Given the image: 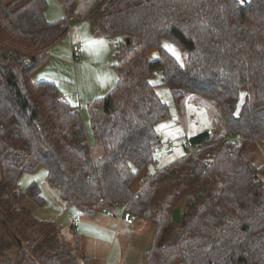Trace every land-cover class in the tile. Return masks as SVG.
I'll return each mask as SVG.
<instances>
[{
	"label": "trees",
	"instance_id": "obj_1",
	"mask_svg": "<svg viewBox=\"0 0 264 264\" xmlns=\"http://www.w3.org/2000/svg\"><path fill=\"white\" fill-rule=\"evenodd\" d=\"M73 3L62 4L65 17L49 21L46 0H0V264H90L75 229L68 245L53 220L22 205L25 197L45 202L34 181L18 190L19 176L39 167L66 208L92 218L124 206L151 223L143 264H264V162L244 154L247 145H264V0H101L88 18L103 36L129 42L113 55L115 85L88 105L102 148L97 160L78 108L54 83L32 79L68 34ZM162 40L184 51L185 61L164 50ZM152 49L159 57L150 61ZM157 70L161 78L151 83ZM158 85L174 98L208 99L222 128L193 136L196 150L151 172L162 144L155 124L169 116ZM229 134L238 140L225 139ZM16 226L36 236L24 240Z\"/></svg>",
	"mask_w": 264,
	"mask_h": 264
},
{
	"label": "rangeland",
	"instance_id": "obj_2",
	"mask_svg": "<svg viewBox=\"0 0 264 264\" xmlns=\"http://www.w3.org/2000/svg\"><path fill=\"white\" fill-rule=\"evenodd\" d=\"M94 1L74 0V7H72L71 13L72 20L67 23L65 19V25L69 27L68 34L54 46V53L57 57L54 55L50 57L49 55L46 62L36 70V75L32 79L46 80L54 83L60 96L69 97L68 93H71V98H73L72 105L78 108L83 117L88 144L91 149V157L97 160L102 156V148L100 140L90 130L88 105L94 99L103 96L115 85L117 75L113 67L114 60L112 55L118 49L119 43L126 42L128 38H125L123 35L112 37L103 36L100 27L88 18L90 14L84 17L88 4L90 6ZM58 8L54 0H46L44 13L48 18H57L53 16L56 15ZM59 15L60 17H65L62 5H60ZM72 41L78 45L80 51L76 55L81 58L80 61H75L74 65L72 63L73 56L70 55ZM161 47L170 53L179 63L185 61L186 53L175 44L162 40ZM84 51L86 58H84ZM158 57L159 49L147 51L148 60L152 61ZM68 60H71L72 64H68ZM160 78L161 72L157 70L149 81L151 83H158ZM155 89L160 100L165 102L169 108V116L155 124L157 133L163 139L170 138L177 145H181L203 131L213 134L221 130L222 117L217 107L208 99L192 93H186L178 98H174L171 90L165 85H158ZM245 95V91L240 92L237 104L238 109L242 105ZM182 153L183 149L180 146L176 151H171L163 143L160 150L158 149L155 153V158L158 163L151 165L150 171L153 172L155 168L162 167L164 162L174 160ZM244 154L246 156L250 155L253 158V162L256 165H260L264 162V145L260 142L253 146L247 145ZM163 160L165 161L162 162ZM33 181L40 186L41 194L44 196L45 202L42 206H38L29 198L25 197L22 200V205L30 210L36 218L53 220L59 228L63 242L68 245L71 244L73 242L71 240L72 228L75 229V232L81 230L85 223L84 216L71 206L66 208L65 203L59 198L56 188L48 184L46 170L43 167L37 168L32 173L23 172L18 178V190H23ZM112 211H109V214H101L111 218L113 221L108 236H104L111 243L109 254L113 249L111 259L115 256L116 251L122 248L125 253L122 264H142L146 248L143 250V255L137 252L138 248L142 249L149 244V238L153 229L152 224L131 217L123 209L117 210L115 215ZM97 212L101 213V210ZM120 215L121 219H119ZM73 219L78 221L76 226L72 225ZM3 220V215L0 210V235L5 232ZM97 227L105 228L106 226L102 221L100 225L96 223L94 228ZM15 233L24 240L32 239L36 236L34 229L20 226H16ZM92 234H83L82 237L79 234V250L82 254L85 240H90L93 236ZM16 250L17 246L13 244L7 252V257L12 258Z\"/></svg>",
	"mask_w": 264,
	"mask_h": 264
},
{
	"label": "crops",
	"instance_id": "obj_3",
	"mask_svg": "<svg viewBox=\"0 0 264 264\" xmlns=\"http://www.w3.org/2000/svg\"><path fill=\"white\" fill-rule=\"evenodd\" d=\"M66 1L67 0H54V2L59 7L57 9L56 15L53 16V17H57V18H53V19L52 18H48L46 16V14L44 13L45 18L48 19L49 21H52V20H56V19L61 18L60 15H59V13H60V5H62ZM100 1L99 0H95L94 2H92V4H90V6L88 4V8L85 11L84 17H86L87 15H89L92 12V10L98 5V3ZM73 7H74V3H73ZM73 45H75L77 47V52L75 54H77L80 51L78 45L75 44V43H73V41H72L71 42V51H70V53H71L70 55H72V56L74 54L73 53V50H72V46ZM54 46L50 49V52H49L50 57L52 55H54L55 57H57V55H55V53H54V49H55ZM113 55H112V57H113ZM84 58H86L85 51H84ZM80 59L81 58L79 56L78 57V61H80ZM67 62H68V64H72L71 63V60L70 61L68 60ZM36 72L37 71L35 70L32 73V77L34 75H36ZM90 87L93 88L92 86H90ZM93 91H95L94 88H93ZM68 94H69V97L70 98L69 97H64L62 95L60 97L63 100H65L66 102H68L69 104H72L73 98H71V93H68ZM87 94L89 95V93H87ZM160 139L162 140V144H163V138L160 137ZM162 144L160 145V148H161ZM160 148H159V150H160ZM180 156L176 157L174 160L178 159ZM174 160L172 159V160H169L168 162H164L165 160H163L162 162H164V164L162 165V167L165 166V165H167V164H169V163H171V162H173ZM155 163H158V162L156 161ZM0 179H1V177H0ZM117 210H119V208L118 209L116 208V209L113 210L114 215H115V213H116ZM101 214H105V213H103L101 211V213L97 212L96 215H94L92 218L83 217L84 220H85V223L83 224L81 230L78 231L79 234H80V237H82L83 234H89V233H93L92 234L93 236H92V238L90 240H88V241L85 240V243H84L83 251L82 252H83L84 256L90 258V264H122V261L124 260V256H125V253L123 252V249L121 248L120 250H117L115 256L111 259L113 249H112L111 253L109 254V251L111 250V243L109 242V239L104 238V236H106V235L108 236V232L110 231V227L112 226L113 221H112L111 218L106 217V216L101 215ZM102 221L105 223V226H106L105 228L104 227L94 228V226H96V223H98L100 225L102 223ZM77 224H78V221L74 224V226H76ZM3 228H4V225H3ZM95 229H96V231H95ZM147 248H148V245L145 246L142 249H139L138 248V252L137 253H142V255H143V253H144L143 250L145 249V253H146ZM137 253H135V254H137ZM143 261H144V258H143ZM142 264H143V262H142Z\"/></svg>",
	"mask_w": 264,
	"mask_h": 264
},
{
	"label": "built area",
	"instance_id": "obj_4",
	"mask_svg": "<svg viewBox=\"0 0 264 264\" xmlns=\"http://www.w3.org/2000/svg\"><path fill=\"white\" fill-rule=\"evenodd\" d=\"M66 20H67V23H68V21H71V20H72V17H70V18H66ZM66 20H65V21H66ZM72 50H73V53H74V54H73L72 63L74 64L75 61L78 60V57H77L76 54H75V53L77 52V47H76L75 45H73V46H72ZM225 139H231V140H236V141L238 140L237 137H234V136L231 135V134H229L228 136H226ZM163 143H164V144L169 148V150H171V151H176V150L179 148V146H180V148H182L183 151H185L186 153H187V152H192V151H194V150L197 149V148L195 147L194 143L191 142L190 140L187 141L186 143H182L181 145H177L172 139H170V138H166V139H163ZM122 209L125 210V207L123 206ZM101 211H102L103 213H105V214H109V213H110L107 207H106V208H103ZM119 219H121V215L119 216ZM76 222H77V220L74 219L73 222H72V224L74 225Z\"/></svg>",
	"mask_w": 264,
	"mask_h": 264
},
{
	"label": "water",
	"instance_id": "obj_5",
	"mask_svg": "<svg viewBox=\"0 0 264 264\" xmlns=\"http://www.w3.org/2000/svg\"><path fill=\"white\" fill-rule=\"evenodd\" d=\"M127 43L129 42V39H127L126 41ZM183 205V199H180L179 202L177 203V205L174 207L172 214H171V218L175 223H179L180 219H181V208ZM243 229L245 228V225H243L242 227Z\"/></svg>",
	"mask_w": 264,
	"mask_h": 264
}]
</instances>
